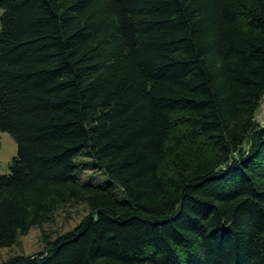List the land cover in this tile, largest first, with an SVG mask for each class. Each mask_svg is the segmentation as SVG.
<instances>
[{"label":"trees","instance_id":"16d2710c","mask_svg":"<svg viewBox=\"0 0 264 264\" xmlns=\"http://www.w3.org/2000/svg\"><path fill=\"white\" fill-rule=\"evenodd\" d=\"M263 99L264 0H0V264H264Z\"/></svg>","mask_w":264,"mask_h":264},{"label":"rangeland","instance_id":"374dc122","mask_svg":"<svg viewBox=\"0 0 264 264\" xmlns=\"http://www.w3.org/2000/svg\"><path fill=\"white\" fill-rule=\"evenodd\" d=\"M257 120L264 124V99L257 113ZM17 155V144L7 132L0 131V173H9V165ZM81 180L93 179L97 182H105V175L98 173L93 167L92 161L87 160L86 166L77 172ZM88 214L84 204L69 205L58 210L53 218L43 224L41 228H32L27 235H19L16 243L11 247H0V262H4L15 255H30L44 248L43 235L54 239L60 234L73 229Z\"/></svg>","mask_w":264,"mask_h":264}]
</instances>
